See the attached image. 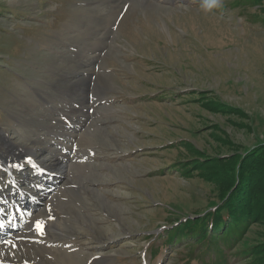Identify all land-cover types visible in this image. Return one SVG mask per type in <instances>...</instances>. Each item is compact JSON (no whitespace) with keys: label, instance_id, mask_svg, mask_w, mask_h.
I'll list each match as a JSON object with an SVG mask.
<instances>
[{"label":"rangeland","instance_id":"rangeland-1","mask_svg":"<svg viewBox=\"0 0 264 264\" xmlns=\"http://www.w3.org/2000/svg\"><path fill=\"white\" fill-rule=\"evenodd\" d=\"M241 2L204 14L200 0H0V196L10 176L58 173L41 196L63 187L52 213L34 214L65 264H183L190 240L165 244L167 231L239 186L231 173L264 147V0ZM246 178L262 196L264 175ZM20 243V259L51 263ZM228 252L264 264V216Z\"/></svg>","mask_w":264,"mask_h":264},{"label":"trees","instance_id":"trees-1","mask_svg":"<svg viewBox=\"0 0 264 264\" xmlns=\"http://www.w3.org/2000/svg\"><path fill=\"white\" fill-rule=\"evenodd\" d=\"M244 4H252L253 1L257 4H262V0H241ZM241 2V3H242ZM264 19V15H263ZM264 24V21L262 20ZM257 159V161H256ZM242 165H247V168L242 166L235 167V172L231 173L237 180L238 187L233 191L228 192V201L219 209H214L203 214L202 219L183 222L181 225L167 231L168 239L163 243H170L174 239L176 243L183 240H190L185 248L187 251H194L200 247V251L192 256V252L183 260V264H189L191 261L196 260L200 264H228L230 256L229 247L238 245L246 231L253 223L254 218L264 216V206L262 196H253L249 190L252 186V180L249 181L248 189L245 188L244 178L251 179V176L256 174L264 175V147L257 149L251 155L245 156L241 159ZM186 167V169H189ZM240 174V175H239ZM234 180V182H235ZM243 188L244 196H240V189ZM194 239L193 244L191 241ZM254 247V246H252ZM254 253L251 255H261L259 247L247 248ZM257 252V253H256ZM156 250L152 252L155 255Z\"/></svg>","mask_w":264,"mask_h":264},{"label":"bare ground","instance_id":"bare-ground-1","mask_svg":"<svg viewBox=\"0 0 264 264\" xmlns=\"http://www.w3.org/2000/svg\"><path fill=\"white\" fill-rule=\"evenodd\" d=\"M169 2V1H168ZM104 9V8H103ZM72 117H74V116H70V115H68V116H66L65 117V123H68V122H70V120H72ZM82 122V121H81ZM67 128V127H66ZM60 131V130H59ZM73 131H75V129H73L72 130V132ZM52 133V132H51ZM77 136V135H76ZM80 138H84V137H82V136H79V138H78V141H77V144H76V148H75V150L74 151H76L77 152V155H78V151H80V150H85V146H80V145H85V144H81L80 143ZM71 141V140H70ZM75 140L74 141H71L72 142V146L73 145H75V143L74 142H76ZM87 145V144H86ZM26 148V147H25ZM16 149H18V148H16ZM66 150V149H65ZM60 154H58V153H56V152H54L53 151V154H52V158L54 159V163H63L64 165H65V162H63V160H62V158H60V156H59ZM80 155V154H79ZM27 156V154L25 155V156H23L22 154H17L15 157H14V159H13V161L10 163V164H12V169H13V171H14V168H17V170H19V172L21 171V170H23L22 169V166L20 167V169H18L19 168V166H18V164L19 163H15V161H17L18 159H21V158H24V157H26ZM82 156V155H81ZM78 157V156H77ZM17 158V159H16ZM31 157H29V158H26V159H24L23 161H31V160H29ZM16 159V160H15ZM21 161H22V159H21ZM67 163V162H66ZM32 164H34V163H32ZM70 164V163H69ZM53 165V164H52ZM61 165V164H60ZM15 172V171H14ZM12 173L10 172V171H6V175H8V176H10ZM58 174V173H57ZM52 180V179H51ZM8 181H9V185H11V184H13L14 185V182L11 180V176L8 178ZM63 186V185H62ZM62 188L63 187H61L59 190H55L52 194H50V195H48L47 197H45V200H42L43 201V206L42 207H40L36 212H35V214L40 210V212H41V214L43 213V212H45V214H46V212L47 211H49V210H51V212H50V214L52 213V209H50V207H52L51 205H53L54 204V202H55V199L56 198H58V195H59V192L62 190ZM57 204H58V202H56ZM65 203V202H64ZM66 204V203H65ZM63 206V205H62ZM64 208V207H63ZM62 208V209H63ZM58 210V209H57ZM57 210H55V211H57ZM66 210V209H65ZM59 211V210H58ZM60 212V211H59ZM66 212V211H65ZM35 214L32 216V218L30 219V221L28 222V226L26 227V228H24L20 233H18V234H16L15 235V237H13L11 240H9V241H7V242H4L2 245H0V264H29L30 262L27 260V258L25 259L24 257V259H20L21 257L20 256H16L15 255V253L11 250V247L12 246H15L14 248H17L18 247V245H19V243H20V241H22V243H20V246L22 245L23 247H26L27 246V244H33V246H35L36 248H38L39 249V253H40V255L41 254H44V253H46V256L48 255V253L47 252H49L50 254H51V256H47L48 258H50V260L49 261H51V263L50 264H54L53 263V261L54 262H56L57 264H65V262L64 261H66V259L64 260L63 259V257L65 256H63V257H59V255H60V251L62 252V250L64 251V250H66V252H67V254H68V251H69V249H67V248H65V247H59V244L57 243V242H55V241H53V239H51L50 237H47V231L46 230H40V229H38L37 227H36V222H35V219H39V221H43L42 219H44V215L43 216H35ZM44 214V213H43ZM58 214H60V213H58ZM53 215V214H52ZM66 215H67V213H66ZM48 216V215H47ZM56 216V215H55ZM49 217V216H48ZM66 217V216H65ZM58 218L61 220L62 219V217H61V214H60V216H58ZM56 219V218H55ZM47 220H48V218H47ZM50 220V219H49ZM59 220V221H60ZM64 220V219H63ZM58 221L59 222V224H58V227H57V229L56 230H60V228L62 227V226H64L65 225V222L64 221ZM66 221V220H65ZM86 221V220H85ZM47 222H49V221H47ZM87 223V222H86ZM69 224V223H68ZM82 224V223H81ZM73 226V225H72ZM88 226V225H87ZM44 227V226H43ZM64 227H66V226H64ZM94 227V226H93ZM77 228V227H76ZM73 229H75V227L73 228ZM81 229V228H80ZM70 231H71V229H69ZM79 230V229H78ZM77 230V231H78ZM44 231V232H43ZM61 231V230H60ZM80 231V230H79ZM54 232V231H53ZM73 232V231H72ZM78 234V233H77ZM63 235V234H62ZM71 235H72V233H71ZM73 235H74V233H73ZM76 235V234H75ZM86 235V234H85ZM55 236V235H54ZM56 237V236H55ZM94 237V236H93ZM21 239V240H17V239ZM88 238H90V237H88ZM88 238H83V239H88ZM43 239V240H42ZM44 239H45V241H44ZM75 239H77V238H75ZM28 240H30V242H26V241H28ZM60 240H62V239H60ZM82 240V239H81ZM31 241H33V242H31ZM65 241V240H64ZM27 243V244H26ZM95 243H99V241H96L95 240ZM31 246V245H30ZM28 247V246H27ZM22 248V247H21ZM37 249V250H38ZM62 249V250H61ZM34 251V250H33ZM95 251V250H94ZM37 253H38V251H36ZM44 252V253H43ZM9 253H11V254H9ZM36 253V254H37ZM35 254V255H36ZM62 254V253H61ZM94 254V252L93 253H91V255H93ZM25 255H26V253H25ZM27 255H28V253H27ZM38 255V254H37ZM69 255V254H68ZM67 255V256H68ZM70 256H71V254H70ZM41 257V256H40ZM40 257H36L37 258V260H38V262H39V264H43V263H41V260H40ZM44 257H45V255H44ZM41 258H43V257H41ZM31 260V259H30ZM74 260V259H73ZM11 262H13V263H11ZM32 262V261H31ZM69 262V261H68ZM70 263V262H69ZM31 264V263H30ZM35 264V263H34Z\"/></svg>","mask_w":264,"mask_h":264},{"label":"clouds","instance_id":"clouds-1","mask_svg":"<svg viewBox=\"0 0 264 264\" xmlns=\"http://www.w3.org/2000/svg\"><path fill=\"white\" fill-rule=\"evenodd\" d=\"M224 7V0H200L199 9L204 14L214 13Z\"/></svg>","mask_w":264,"mask_h":264},{"label":"snow or ice","instance_id":"snow-or-ice-1","mask_svg":"<svg viewBox=\"0 0 264 264\" xmlns=\"http://www.w3.org/2000/svg\"><path fill=\"white\" fill-rule=\"evenodd\" d=\"M41 226H42L41 222H40V221H37V222H36V227H37L38 229H40Z\"/></svg>","mask_w":264,"mask_h":264}]
</instances>
